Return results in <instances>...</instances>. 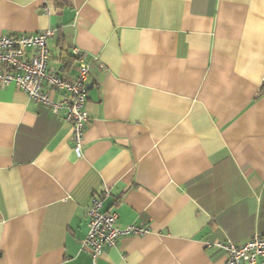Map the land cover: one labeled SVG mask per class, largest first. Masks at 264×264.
Returning <instances> with one entry per match:
<instances>
[{
	"label": "crops",
	"instance_id": "obj_1",
	"mask_svg": "<svg viewBox=\"0 0 264 264\" xmlns=\"http://www.w3.org/2000/svg\"><path fill=\"white\" fill-rule=\"evenodd\" d=\"M44 29L51 71L74 79L72 47L104 68L79 154L63 111L0 87V264H90L104 191L148 231L96 264H225L215 242L264 235V0H0V36Z\"/></svg>",
	"mask_w": 264,
	"mask_h": 264
},
{
	"label": "built area",
	"instance_id": "obj_2",
	"mask_svg": "<svg viewBox=\"0 0 264 264\" xmlns=\"http://www.w3.org/2000/svg\"><path fill=\"white\" fill-rule=\"evenodd\" d=\"M48 12V10H47ZM53 30L44 29L36 33H10L0 36V87L14 85L33 102L47 105L56 115L63 111L62 120L71 125L72 139L80 153L83 131L90 118L86 109V81L93 64L84 61L80 50L72 47L69 55L78 60L76 75L68 80L48 68L50 50L48 41ZM48 91L59 92L62 100H53ZM107 191L92 197L88 208L87 234L81 247L88 251L91 262L96 264L105 247H114L122 236L142 235L147 228L129 225L120 228L116 225L117 214L101 210L102 200ZM225 255V264H264V235H254L242 244L230 241L214 243Z\"/></svg>",
	"mask_w": 264,
	"mask_h": 264
},
{
	"label": "trees",
	"instance_id": "obj_3",
	"mask_svg": "<svg viewBox=\"0 0 264 264\" xmlns=\"http://www.w3.org/2000/svg\"><path fill=\"white\" fill-rule=\"evenodd\" d=\"M68 57V56H67ZM67 60H69L68 58H66Z\"/></svg>",
	"mask_w": 264,
	"mask_h": 264
}]
</instances>
